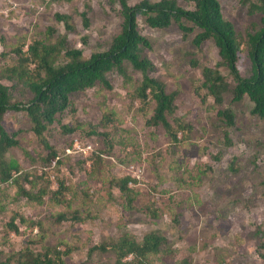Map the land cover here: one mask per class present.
I'll return each mask as SVG.
<instances>
[{
    "label": "rangeland",
    "instance_id": "374dc122",
    "mask_svg": "<svg viewBox=\"0 0 264 264\" xmlns=\"http://www.w3.org/2000/svg\"><path fill=\"white\" fill-rule=\"evenodd\" d=\"M136 1L129 0L131 4ZM87 2L92 10L86 28L79 12ZM220 4L236 30L243 32L247 23L259 21V13L249 14L239 0H220ZM117 10L108 0H0V67L12 63L11 48L17 42L43 36L47 26L62 33L64 26L55 19V12L72 15L75 31L69 34V44L89 57L120 31ZM137 26L151 40V47L144 52L156 66L153 75L165 82L167 91L177 89L175 116L190 122L192 130L172 146L160 125L146 123L152 104L140 107L131 99V87L116 73L108 75L111 88L94 86L72 93L75 110L65 111L61 123L82 126L64 133L55 123L45 132L63 159L50 168V187L56 189V179H62L67 186L64 196L71 205L54 204L48 195L41 204L30 202L16 195L13 183H0V257L25 246L43 250L45 245H57L60 250L71 248L63 257L65 264H113L111 252L89 255L88 248L124 232L141 239L157 228L175 254L168 260L154 257L151 264H264V249L259 247L264 235L258 231L264 229V117L251 113L248 98L235 102L226 93L223 105L234 110L236 124L228 129L233 143L224 146L218 106L210 96L202 101L195 93L202 80L201 66H213L220 60L216 45L207 40L195 46L192 39L198 28L194 27L187 32L177 24L151 28L143 15L137 16ZM191 58L199 65L192 66ZM238 68L247 74L245 57ZM220 69L232 86L228 71ZM129 72L139 79L130 67ZM12 92L14 100L31 98L29 92L18 88ZM107 110L114 111V121L103 129L97 123ZM2 123L10 132L19 131V146L7 155L16 158L24 172H40V164L32 162L25 151L36 159L46 151L30 130L28 119L19 111H7ZM93 125L107 136L88 134ZM103 150L109 152L101 153ZM96 154H101V160L95 163ZM125 175L136 180L129 183L138 191L131 208L111 185L114 178ZM152 209L157 216L152 215ZM73 210L83 220L54 221L57 212L71 214ZM13 214L26 219L24 223L16 219L18 233L7 229ZM35 220L41 222L42 229L29 225Z\"/></svg>",
    "mask_w": 264,
    "mask_h": 264
},
{
    "label": "trees",
    "instance_id": "16d2710c",
    "mask_svg": "<svg viewBox=\"0 0 264 264\" xmlns=\"http://www.w3.org/2000/svg\"><path fill=\"white\" fill-rule=\"evenodd\" d=\"M186 7L179 0H138L131 4L129 0H108L110 6L118 7L121 17V29L113 35L110 41L101 50L94 51L89 57H84L82 50L71 47L69 34L75 31L72 15L55 12L54 17L62 22L64 31L58 33L53 26H47L43 36L32 35L27 40L17 42L11 52L13 61L0 67V183H13L16 195L25 197L30 202L43 203L48 195L49 201L54 204H64L70 207V201L64 196L66 185L57 178V188L50 187L49 177L51 166L59 165L63 159L60 152L49 143L45 136L48 128L58 123L64 133H72L75 126L61 123L65 111L73 112L74 104L70 95L84 91L87 88L100 86L111 88L108 75L118 74L125 85L131 87V99L137 100L140 107L152 104V113L146 119L151 126H161L169 143L178 145L192 130L190 122L183 121L175 116L177 89L167 91L165 82L153 75L155 64L144 52L151 47L148 36L139 32L137 16L145 17V24L151 28L164 29L172 24L187 32L194 28L192 42L195 46L207 40H212L218 48L220 60L213 66L202 65L200 86L195 93L202 101L210 96L217 108V121L224 126L222 143L230 146L233 141L229 128L236 124V114L229 106L223 105L224 95L230 93L232 101H241L248 98L252 102L251 113L264 117V0H239L247 7L248 13H259V21H251L245 25L244 31L236 30L234 24L224 14L220 0H183ZM91 6L89 2L79 12L84 27L91 24ZM188 21L193 26L188 27L183 22ZM87 36H82L86 43ZM247 60V74L241 73L238 62ZM192 66H198V60H189ZM136 71L139 79L136 80L129 72ZM224 67L233 80V85L221 71ZM8 82V83H7ZM20 89L31 94L27 101L13 99V90ZM204 90L200 94V90ZM7 111H19L29 121V128L41 143L46 153L38 156V160L30 157L32 162L40 164V172H24L20 163L12 155H7L10 149L19 146L17 138L19 131L10 132L2 123ZM114 111L107 110L101 116L97 126L105 129L114 121ZM171 118V119H169ZM96 125L90 126L88 134L107 136V133L96 130ZM180 134V136H179ZM103 150L101 153H108ZM218 158V156H214ZM101 160V154H96L95 163ZM135 178L125 175L114 178L112 184L124 199L125 206L132 207L138 191L129 185ZM27 185V186H26ZM76 210L71 214L59 211L54 216L55 222L71 219L81 221ZM157 216L156 209L151 210ZM16 219L26 222L24 216L13 214L7 222V229L19 232ZM177 223L178 218L175 216ZM29 225L42 229L40 221H30ZM264 235V229L258 230ZM259 247L264 249V242ZM66 247L60 250L57 245H45L43 250H34L25 246L12 252L5 258L0 257V264H65L64 256L71 250ZM94 251L111 252L113 264H151L154 257L168 260L173 258L175 250L159 229H150L141 239L124 232L118 238H108L91 245L88 254ZM264 257V254L261 253Z\"/></svg>",
    "mask_w": 264,
    "mask_h": 264
}]
</instances>
